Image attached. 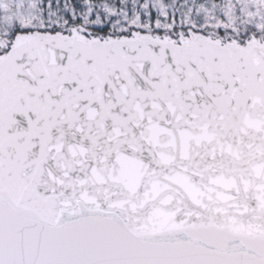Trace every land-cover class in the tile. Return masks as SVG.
<instances>
[{
  "label": "snow or ice",
  "instance_id": "6c2138e0",
  "mask_svg": "<svg viewBox=\"0 0 264 264\" xmlns=\"http://www.w3.org/2000/svg\"><path fill=\"white\" fill-rule=\"evenodd\" d=\"M0 264H264V0H0Z\"/></svg>",
  "mask_w": 264,
  "mask_h": 264
}]
</instances>
